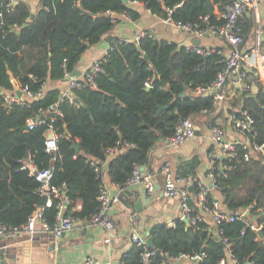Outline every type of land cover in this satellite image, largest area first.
<instances>
[{
	"label": "trees",
	"instance_id": "trees-1",
	"mask_svg": "<svg viewBox=\"0 0 264 264\" xmlns=\"http://www.w3.org/2000/svg\"><path fill=\"white\" fill-rule=\"evenodd\" d=\"M137 1L159 18L169 16L194 28L223 23L210 0ZM5 2L0 0V92L13 91L15 83L37 91L47 82H60L74 72L91 46L102 40L109 46L99 60L101 71L93 76L92 85L65 95L58 89H46L41 98L24 106L14 105L8 112L0 96L1 225L20 229L39 207V185L28 170L21 169L27 158L38 170L52 165L51 185L61 186L72 200L66 214L77 221H90L98 207L101 182L92 163H105L110 181L123 188L135 167L149 166L152 149L172 136L182 119H202L212 127L221 125L219 118L225 110L235 118L246 112L252 118L246 136L252 143L264 144V86L255 70L248 71L246 90L224 87V99L216 102L212 95L194 91L215 79L223 66L221 55L210 52L201 56L149 32L138 41L113 37L119 19L108 17L106 12L125 14L131 20L140 17L121 0H37L33 13L26 0H17L10 10L4 9ZM252 25L249 16L239 21L247 36L252 35ZM36 116L44 123L28 130L26 120ZM48 124L61 135L54 162L44 152ZM112 148L119 151L107 158L105 151ZM200 162V157L194 155L178 159L175 166L174 177L189 178L194 195L199 191ZM214 175L218 189L208 188L207 201L219 199L221 209L237 219L222 221L213 228L205 223L187 228L180 218L172 226L154 224L149 230L153 244L148 248L166 257L164 261L153 256L155 264H176L177 257L194 254L202 257L192 264H218L228 248L237 264H264V156L255 153L248 161L233 162L230 170H215ZM78 204L80 209L72 211ZM190 204L195 205L194 201ZM44 214L52 224L54 206L45 208ZM251 224L261 230V238ZM222 238L226 243L220 241ZM141 251L131 245L119 264H140Z\"/></svg>",
	"mask_w": 264,
	"mask_h": 264
},
{
	"label": "built area",
	"instance_id": "built-area-1",
	"mask_svg": "<svg viewBox=\"0 0 264 264\" xmlns=\"http://www.w3.org/2000/svg\"><path fill=\"white\" fill-rule=\"evenodd\" d=\"M210 1L214 2V12L218 19L223 20L222 24L207 25L205 29H200L181 22H175L169 16L160 19L172 28L189 35L190 44L188 46H180H184L186 49H191L201 56H207L210 52H217L221 55V63L223 66L215 79L209 85L198 87L194 91L195 94L212 95L214 93L215 95L213 97L216 102H221L224 99V94L221 92L224 87L229 86L230 88H236L242 91L247 89L245 80L250 69L255 70L258 80L264 86V0ZM16 3L17 0H6L4 9L10 10L12 6L16 5ZM128 5L134 7L138 5L141 6L142 4L137 0H132L128 1ZM105 15L111 18H114L115 16L110 12H106ZM1 16L2 14H0V19ZM248 16L252 18L253 22L251 29L253 36L249 39V46L246 45L249 36L244 35L239 26V21ZM200 19L206 21V18ZM146 33L148 32L140 33L135 41H138L139 38L145 36ZM205 34H212L221 39L224 48L218 47L206 49L193 43V40L195 41L196 39L203 37ZM100 71V61H97L80 76H69L68 90H79L88 84L92 85L93 76ZM145 86L150 87V83H146ZM45 91V87L37 91H31L27 86L19 87L18 84L15 83V89L13 91L0 92L2 106L4 110L8 112L14 105L24 106L32 100L41 98ZM17 92H20V96L17 95ZM70 102L75 107H79V104L73 99H70ZM56 115L60 116L61 112L57 111ZM230 121L234 130L242 137L240 140H232L226 137L225 131L220 124L211 127V147L209 151L210 166L206 173L209 180V187L197 181L199 191L194 195V199H192L188 187L187 189H180L178 187L179 183L191 182L189 178L176 179L173 176L169 162H165L161 167V173L164 176L162 190L163 196L166 199H175L178 201L181 211L180 219H186L189 226L196 227L203 223L202 214H209L212 217L214 224H219L222 221L232 222L237 219L234 215L222 210L218 200L213 199L211 202H208L206 199L208 188L211 190L218 189L214 172L215 170H230L233 162H240L241 160L248 161L253 154L258 152L264 156V144L252 143L246 136V132L249 131L250 125L252 124V118L246 112H242L239 118L231 116ZM41 123H44V121L40 116H36L35 118L30 117L26 120V128L31 130ZM46 132L47 136H45L44 140V152L50 155L51 162H54L58 149L57 142L61 135L51 124H48ZM195 135L196 126L194 122L191 119H182L177 124L174 134L168 137L164 141V144L165 146L176 148L192 139ZM118 151L117 148L107 149L105 151L106 157L112 158L118 153ZM240 152L241 154H239ZM221 160H226V163H219ZM92 165L94 166L98 178L101 179V182L97 196L98 207L92 215L90 222L100 226L108 234L113 233L115 231V224L109 216V210L112 204L116 203L118 199L110 194L108 187L102 182L105 163L99 164V162H93ZM145 168L139 166L135 167L132 175L127 181V185L142 184L146 192L151 193L154 189L153 175L148 170H144ZM21 169L28 170L29 175L34 177L39 185L37 192L40 198L44 197L46 201L44 206L39 205L37 210L28 218L26 224L20 229H10L0 224V238L17 236L20 233L31 235L36 232L50 234L55 239L62 238L64 234L74 227L77 220L71 214H66L68 208L72 204L70 197L65 194V191L61 186H54L50 183L53 174L52 165L47 169L38 170L27 158L23 162ZM191 201H194L195 205L190 204ZM53 206L55 209V217L52 224H49L46 221L44 211L45 208ZM195 208H197V211ZM71 209L72 211L76 210L75 207ZM129 219L132 224L130 242L132 245L142 250L140 253V264H155L152 258L153 256H157L156 252L159 251L149 249L146 241L147 237L137 232V217L134 214H130ZM250 227L252 230H256V232L259 230L258 227H255L252 224ZM109 240L108 236L105 239V242H109ZM220 241L226 243V239L224 238L220 239ZM159 254L162 258H166L161 252H159ZM201 257L202 254H194L192 256L181 255L176 258L175 262L176 264H192L201 260ZM0 264L8 263L0 258ZM83 264L102 263L89 257L85 259ZM218 264H237V260L228 248L226 257L221 259Z\"/></svg>",
	"mask_w": 264,
	"mask_h": 264
},
{
	"label": "crops",
	"instance_id": "crops-1",
	"mask_svg": "<svg viewBox=\"0 0 264 264\" xmlns=\"http://www.w3.org/2000/svg\"><path fill=\"white\" fill-rule=\"evenodd\" d=\"M26 2L33 13L36 9L37 0H26ZM126 4L128 5V0ZM133 8L139 13V19L131 20L125 14L115 15L114 17H117L119 22L112 31L113 37L135 41L140 33L147 31L160 40L184 46L190 44L187 33L172 28L159 17L151 14L143 5ZM252 36L253 34L249 36L246 45H250L249 39ZM196 40L199 41V47L206 49L224 48L222 40L212 34H205ZM108 46L104 40L91 46L81 56L74 72H79L81 75L88 70L95 62L105 56ZM69 76L70 74H67L60 82H47L45 88L58 89L62 95L68 94ZM225 89H230V87L226 86ZM219 120L227 138L241 139L242 136L232 127L231 115L226 110L223 111V116ZM194 124L196 135L189 141L176 148L165 146L163 143L150 152V163L144 170H148L153 175L154 189L151 193L144 189L148 198L141 199L144 196L140 192L142 184L126 185L123 188L114 186L107 176L106 170L104 171L102 182L108 187L110 194L118 199L109 210V216L115 224L113 233H106L100 226L92 224L88 220L77 221L74 227L60 239H55L50 234L42 232L31 235L20 233L17 236L0 238V250L3 251L0 252V258L8 264H83L85 259L89 257L102 264H119L121 255L132 245L130 242L132 233L130 214L137 217L136 230L145 237L154 224L165 223L172 226L173 222L181 217L178 201L169 200L163 196L164 176L161 173V167L165 162H169L173 176H175V166L178 159L198 155L201 162L198 167L197 181L209 187L206 173L210 166L211 127L202 119H198ZM45 136H47V132H45ZM128 186H131L132 189L130 190ZM135 186H138V189L134 188ZM178 187L187 189V187H191V182L179 183ZM190 194L194 199V194ZM214 194L219 198L217 193ZM79 209L80 205L78 204L76 210ZM202 216L203 223L209 225V228L215 226L209 214H202ZM108 236L110 240L105 242ZM50 246L53 247L51 252L48 251Z\"/></svg>",
	"mask_w": 264,
	"mask_h": 264
},
{
	"label": "water",
	"instance_id": "water-1",
	"mask_svg": "<svg viewBox=\"0 0 264 264\" xmlns=\"http://www.w3.org/2000/svg\"><path fill=\"white\" fill-rule=\"evenodd\" d=\"M122 2H123V4H126L127 3V0H121ZM25 26V25H24ZM24 26H22V27H24ZM198 43H199V41L198 40H195V42H194V44L195 45H198ZM80 75V73L79 72H72L71 74H70V76L71 77H76V76H79ZM17 95L18 96H20V92H17ZM184 95V92H182L181 94H180V96H183ZM215 94L213 93L212 94V96H214ZM158 108L160 109V107L158 106ZM85 109H87V108H85ZM64 134L66 135L67 134V130L65 129V127H64ZM74 146V149L75 150H78V146L77 145H73ZM129 187V189L131 190L132 189V187L131 186H128ZM134 188H137L138 189V186H135ZM140 192H141V195L143 194L144 196L143 197H141V199H145V198H148L147 196H146V192H145V190H144V188L142 187V186H140ZM188 190L190 191L191 190V187H188ZM45 198L44 197H41V199H40V202H39V205L40 206H44V204H45ZM245 214L246 215H248L249 214V212L248 211H246L245 212ZM252 219H254V218H252ZM182 221L184 222V224L186 225V227L188 228L189 227V224H188V221L186 220V219H182ZM257 235L261 238L262 237V235H261V230H258L257 231ZM213 236L214 237H216V232L214 231V233H213ZM146 237H147V244H148V246L149 247H152V238H151V236L148 234V233H146ZM48 251L49 252H51V251H53V247L52 246H50L49 247V249H48ZM0 252H3L2 250H0ZM156 254H157V256H159V257H161L160 256V254H159V252H156ZM162 258V257H161ZM164 261H166V258H162ZM118 264V263H117Z\"/></svg>",
	"mask_w": 264,
	"mask_h": 264
}]
</instances>
